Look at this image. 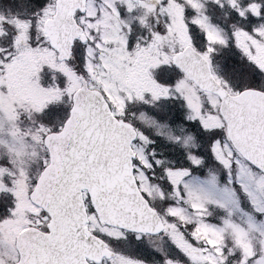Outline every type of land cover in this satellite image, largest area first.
<instances>
[{
  "label": "snow or ice",
  "instance_id": "1",
  "mask_svg": "<svg viewBox=\"0 0 264 264\" xmlns=\"http://www.w3.org/2000/svg\"><path fill=\"white\" fill-rule=\"evenodd\" d=\"M0 264H264V0H0Z\"/></svg>",
  "mask_w": 264,
  "mask_h": 264
}]
</instances>
